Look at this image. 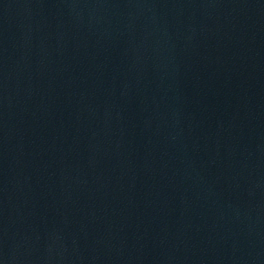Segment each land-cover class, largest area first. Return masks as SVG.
<instances>
[{
    "label": "water",
    "instance_id": "1",
    "mask_svg": "<svg viewBox=\"0 0 264 264\" xmlns=\"http://www.w3.org/2000/svg\"><path fill=\"white\" fill-rule=\"evenodd\" d=\"M0 264H264V0H0Z\"/></svg>",
    "mask_w": 264,
    "mask_h": 264
}]
</instances>
